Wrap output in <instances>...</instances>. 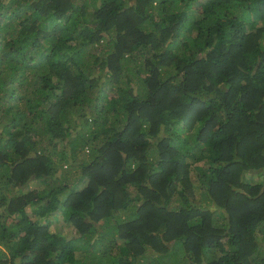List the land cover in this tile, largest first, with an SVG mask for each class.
Wrapping results in <instances>:
<instances>
[{"label":"trees","instance_id":"1","mask_svg":"<svg viewBox=\"0 0 264 264\" xmlns=\"http://www.w3.org/2000/svg\"><path fill=\"white\" fill-rule=\"evenodd\" d=\"M0 264H264V0H0Z\"/></svg>","mask_w":264,"mask_h":264},{"label":"rangeland","instance_id":"2","mask_svg":"<svg viewBox=\"0 0 264 264\" xmlns=\"http://www.w3.org/2000/svg\"><path fill=\"white\" fill-rule=\"evenodd\" d=\"M254 177H256V176H254ZM51 220H53L52 225L54 227H57L58 229L67 228V226L62 223L63 218L61 216L57 217V216L52 215Z\"/></svg>","mask_w":264,"mask_h":264}]
</instances>
